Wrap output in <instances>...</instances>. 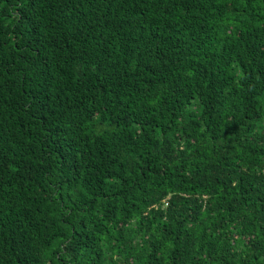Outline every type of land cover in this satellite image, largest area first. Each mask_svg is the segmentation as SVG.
<instances>
[{
    "label": "trees",
    "instance_id": "trees-1",
    "mask_svg": "<svg viewBox=\"0 0 264 264\" xmlns=\"http://www.w3.org/2000/svg\"><path fill=\"white\" fill-rule=\"evenodd\" d=\"M0 264H264V0H0Z\"/></svg>",
    "mask_w": 264,
    "mask_h": 264
}]
</instances>
